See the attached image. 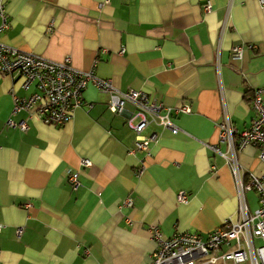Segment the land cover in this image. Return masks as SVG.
Instances as JSON below:
<instances>
[{"label":"crops","instance_id":"obj_1","mask_svg":"<svg viewBox=\"0 0 264 264\" xmlns=\"http://www.w3.org/2000/svg\"><path fill=\"white\" fill-rule=\"evenodd\" d=\"M207 1L5 0L2 43L52 61L67 58L120 90L141 89L190 111L171 114L177 131L149 122L141 151L126 124L133 106L110 112L108 94L92 82L73 117L57 126L12 112L14 97L35 85L23 88L19 74L0 72V264H148L156 248L151 226L165 236L205 238L238 218L230 166L205 143L225 152L218 123L228 119L240 130L254 116L252 90L264 86V5L210 0L205 10ZM235 46L242 55L233 61ZM8 119L27 126H7ZM257 154L252 145L236 153L243 181L264 172ZM180 191L186 202L178 201ZM245 197L252 211L256 194Z\"/></svg>","mask_w":264,"mask_h":264},{"label":"built area","instance_id":"obj_2","mask_svg":"<svg viewBox=\"0 0 264 264\" xmlns=\"http://www.w3.org/2000/svg\"><path fill=\"white\" fill-rule=\"evenodd\" d=\"M257 2L264 5V0ZM4 5L5 0H0V31L6 27L7 22ZM204 8H211L210 0L205 3ZM231 51L233 61L241 58V46H235ZM0 72L19 74L23 88H27L32 82L35 85L27 96L21 99L14 97L12 112L25 110L57 126L73 117L74 110L82 103V92L87 82H92L99 90L108 94L107 108L110 112L121 114L126 104L133 106L134 110L126 118V124L135 133V149L141 151L147 149L149 142V137L142 133L149 122L177 131L171 114L190 111L186 104L174 108L166 106L150 98L141 89L120 90L111 80L95 76L92 70L75 69L67 58L52 61L1 41ZM251 108L254 116L244 129L239 130L228 119L218 123V140L226 142L225 152L220 151L216 144L205 143L230 166L236 182L238 218L224 221L208 232L205 238L198 232H175L165 236L156 225L151 226L149 231L156 248L148 264H215L220 259L231 260L234 264H264V172L259 175L250 173L248 179L243 181L236 156L242 148L252 145L258 149L257 156L264 163V86L252 90ZM6 125L20 130L27 126L23 121L16 122L12 119H8ZM81 164L88 166L90 162L81 159ZM68 180L73 188L77 186L76 174L69 173ZM248 191H254L257 197V206L252 211L245 197ZM177 198L180 202H186L187 194L180 191ZM123 203L131 205V199L126 198ZM1 228L2 224L0 230ZM22 229L16 228L18 236ZM256 240H259L258 244ZM223 246L225 249L220 252Z\"/></svg>","mask_w":264,"mask_h":264},{"label":"rangeland","instance_id":"obj_3","mask_svg":"<svg viewBox=\"0 0 264 264\" xmlns=\"http://www.w3.org/2000/svg\"><path fill=\"white\" fill-rule=\"evenodd\" d=\"M256 243L258 244L259 243V240H256Z\"/></svg>","mask_w":264,"mask_h":264}]
</instances>
